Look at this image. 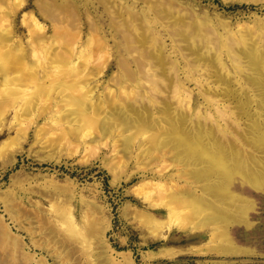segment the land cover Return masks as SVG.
Wrapping results in <instances>:
<instances>
[{
  "label": "rangeland",
  "instance_id": "rangeland-1",
  "mask_svg": "<svg viewBox=\"0 0 264 264\" xmlns=\"http://www.w3.org/2000/svg\"><path fill=\"white\" fill-rule=\"evenodd\" d=\"M38 1L52 5L56 15L60 13L58 23L37 6ZM174 1L189 13L228 22L230 36L237 34V25L243 26L240 29L248 26L254 29L255 39L257 22L260 20L264 25V0ZM126 2L139 14L147 12V23L169 54L173 46L168 34L156 23L150 9H145L140 0ZM0 6L3 8L0 13L6 14L0 16V35L9 37L0 48L6 51L11 48L2 60L3 65L0 64V222L8 231L9 240L22 244L23 252L17 253V258L29 257L28 264H264V181L257 189L243 186L240 190L235 180L230 187L231 192L253 202L245 214L247 224L223 223L218 229L201 228L189 217V209H177L168 218L162 205L167 183H163L161 190L154 186L141 189L143 182L163 180L157 174L143 175L141 162L119 152L134 128H117L118 133L112 135L117 137L116 143L113 138L98 139L110 119L101 103L106 106L125 96L124 89L109 86L119 71L117 45L124 42L118 33L122 31L120 23L111 21L104 2L3 0ZM30 16L43 30L35 28ZM66 19H73L75 27L68 26ZM88 21L94 23L91 28ZM30 27L33 34L38 33L36 37L28 30ZM221 32L226 31L219 28ZM122 54L125 60L127 56L128 59L135 56ZM4 76L9 80L4 82ZM146 78L138 80L142 89L157 98L165 96L150 88ZM193 86L186 83L188 90L184 96L192 94L196 104L200 98ZM127 91L134 93L133 87ZM184 96H180V101L182 97L186 99ZM92 106L96 109L89 108ZM82 108L86 111L81 114ZM221 109L216 105L210 112L223 125L229 108ZM141 133L136 138L144 144L150 136ZM172 166L167 167L176 174L179 168L174 170ZM174 177L173 182L185 185ZM64 210L70 212L74 223L58 220V214ZM16 212L27 215L29 222L21 221ZM87 214L96 221L94 231H88L89 234L85 230L90 220ZM155 218L160 221L158 225L150 222ZM49 227L64 240H79V233V238L82 236L88 243L83 246L80 241H72L73 255L66 258L64 252L55 251L56 246L44 238L42 230ZM211 231L215 234L211 235ZM225 233L232 244L222 240ZM2 243L6 241L0 240ZM230 245L232 251H225ZM2 252L0 248V255Z\"/></svg>",
  "mask_w": 264,
  "mask_h": 264
},
{
  "label": "bare ground",
  "instance_id": "bare-ground-1",
  "mask_svg": "<svg viewBox=\"0 0 264 264\" xmlns=\"http://www.w3.org/2000/svg\"><path fill=\"white\" fill-rule=\"evenodd\" d=\"M100 1L104 2L106 11L111 15V21L116 25L120 23L122 28V31L118 32L123 36L121 39L124 42L117 45L118 76L109 81V86L124 89L125 92H122L125 96L110 102L109 105H106L109 102L105 103L106 106L103 105L104 102L101 103L102 107L108 110L110 119L107 123L108 128H102L101 136H97L98 139L103 141L113 138L116 139V143L117 137L112 135L118 133H115V130L118 131L117 128L123 127L125 130L134 128L131 137H123L125 140L119 152L124 157L135 159L137 163L141 162L143 175L154 174L155 176L152 177L159 175L164 181L143 182L140 185L141 189L145 187L149 189L153 186L160 189L163 183L168 184L163 193L162 205L168 211L169 219L173 211L189 209V217L191 220H196L201 228L218 229L223 223L247 224L245 214L252 208L253 202L236 192H231L230 187L235 180L240 190L243 186L257 189L264 181L263 23L260 20L257 22L258 37L255 39L252 35L254 29L248 26L240 29L243 26L237 25V34L230 36L228 22L200 17L192 11L189 13L186 7L174 0H140L145 9H150L156 23L161 24L168 34L173 48L169 54H166L162 41L153 34L152 25L147 23L148 14L142 7L145 13L139 14L133 7L127 5L126 0H119V4L116 0ZM221 1L227 2V0ZM239 1L255 2L254 0ZM37 6L46 10V15L54 23H58L60 13L56 15L52 5L45 6L44 1H38ZM1 9L3 8L0 6ZM2 15L6 14L2 12L0 16ZM30 17L35 23V28L39 29L38 31L43 30L41 24ZM65 23L75 27L73 19H66ZM88 24L91 28L94 23L88 21ZM116 28L120 30V27L116 26ZM219 28L226 32L220 34ZM28 30L32 33L31 27ZM33 35L36 37L38 33ZM8 39V36L1 34L0 44ZM0 49V64L3 65L2 60L9 55L11 48L9 51ZM122 53L135 56H130L129 59L127 56L125 60ZM177 56L179 58L175 59ZM142 77H147L150 88L165 96L157 98L152 92L142 89L143 86L139 83ZM3 79L1 80L4 82L9 80L5 76ZM186 83H193L196 89V95L200 98L196 104L192 94L184 96L185 90H188ZM132 87L134 93L127 91ZM60 92L63 90L60 89ZM182 94L187 100L182 97L180 101ZM90 104L94 105L91 102ZM216 105L220 109L223 107L222 111L224 107L229 108L227 120L224 119L223 125L218 123L220 121L217 122L210 112ZM89 108L96 109L94 106ZM82 111H86V108H82L81 114ZM72 114H75L74 111ZM73 128L77 130L78 127ZM139 133L149 134L150 139L143 144L140 138L139 142L136 138ZM171 164L174 170L179 168L176 174L168 169L167 166ZM148 166L161 168L151 170ZM174 175L178 177V181H184L185 185L173 182ZM17 214L21 221L29 222L30 218L27 215L20 212ZM88 217L90 219L92 216L89 214ZM57 218L64 224L74 223L68 210L59 213ZM84 221L86 223V219ZM88 221L89 227L88 230L85 227V230L92 233L96 221L94 219ZM150 222L154 225L160 223L156 218ZM72 231L74 235L75 232L73 229ZM42 232L46 235L44 238L48 244H54L55 251L64 252L66 258L70 254L73 255L75 248L73 242L80 241L82 245L88 243L82 236L80 237L82 240L79 238V233V240L67 241L51 228ZM219 233L218 235H222ZM210 234L214 235L215 232L211 231ZM93 236L92 234L90 237ZM41 238L44 239L43 236ZM224 238L222 240H229L228 244H232L229 234L225 233ZM9 239L11 237L8 231L0 222V240L6 241L5 244L0 245L3 251L0 255V264H22L21 260L28 264L29 257H16L17 253L23 252L22 244L17 240ZM225 251L231 252L232 246L230 245Z\"/></svg>",
  "mask_w": 264,
  "mask_h": 264
}]
</instances>
